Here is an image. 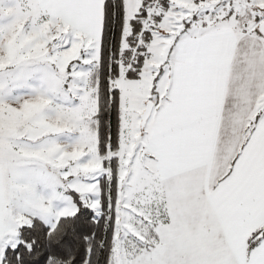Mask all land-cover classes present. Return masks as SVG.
I'll use <instances>...</instances> for the list:
<instances>
[{"label": "snow or ice", "instance_id": "1", "mask_svg": "<svg viewBox=\"0 0 264 264\" xmlns=\"http://www.w3.org/2000/svg\"><path fill=\"white\" fill-rule=\"evenodd\" d=\"M0 264H264V0H0Z\"/></svg>", "mask_w": 264, "mask_h": 264}]
</instances>
